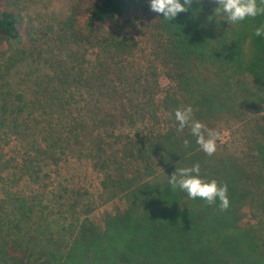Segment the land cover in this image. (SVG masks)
<instances>
[{
  "label": "trees",
  "instance_id": "16d2710c",
  "mask_svg": "<svg viewBox=\"0 0 264 264\" xmlns=\"http://www.w3.org/2000/svg\"><path fill=\"white\" fill-rule=\"evenodd\" d=\"M9 2L0 0V57L6 56L0 68L4 70L20 61L18 57L37 50ZM216 6L215 0H203L202 6L194 3L170 21L156 13L159 23H155L166 36L157 55L169 66L166 74L174 81L173 104L172 97L156 98L146 86L141 91L147 98L140 100H132L125 88L117 86H125L124 70L129 68L125 63L138 44L131 34L119 30L120 20L128 15V0H88L82 8L79 37L97 50L87 68H82L83 59L69 67L60 58L48 72L39 70L41 81L29 98L23 94L12 98L0 85V264H133L135 251L140 253L147 244L159 249L163 223L148 219L138 207L133 210L150 199L155 205L171 202L179 209L166 224H175L180 231L184 227L197 241L202 236L196 264H217L212 260L214 252L226 243L225 237L230 240L225 247L239 246L232 230L231 234L223 231L226 236L218 233L217 243L204 238L197 209L207 204L205 200L192 199L194 210L175 205L176 192L184 191L173 190L168 180L148 179L159 171L173 174L196 163L203 179H213L215 161L204 156L190 127L179 130L177 108L191 105L193 119L207 128L242 122L243 131L248 130L244 108L254 107V114L264 110V36L254 35L255 28L264 24V15L229 25L226 20L208 19ZM243 27L246 36L238 32ZM76 67L80 71L71 74ZM175 99L182 101L181 106L176 107ZM137 123L140 132L134 129ZM250 135L261 142L251 140L256 154L251 148L249 164L255 167L248 180L257 175L254 181H262L264 187V121L253 119ZM10 139L16 145L12 157L4 152ZM67 153L87 159L101 174L103 194L122 196L126 202L122 210L105 215L102 226L81 219L90 206L82 202L78 190L58 180L49 191L41 184L50 179L48 167ZM23 179L41 190L24 194L10 188H19ZM259 191L264 199V188ZM183 194L189 198L187 193L179 197ZM64 244L67 248H62ZM217 259L218 264H227ZM252 260L244 259L243 264H255ZM138 264H144L143 258Z\"/></svg>",
  "mask_w": 264,
  "mask_h": 264
},
{
  "label": "rangeland",
  "instance_id": "374dc122",
  "mask_svg": "<svg viewBox=\"0 0 264 264\" xmlns=\"http://www.w3.org/2000/svg\"><path fill=\"white\" fill-rule=\"evenodd\" d=\"M87 2L88 0H10L9 9H13L19 14L24 28H27L32 37L31 43H34L37 48L36 51H30L28 54L18 57L20 61L9 64L7 69L0 68V85L10 93L12 98H16L20 94L29 98L36 84L41 81L42 75H39V70L41 69L43 74L48 72L60 58L69 67L83 59V69L87 68L94 60L97 50L81 39L78 33L83 22L82 8ZM128 2L130 7L128 15L120 20L119 30L131 34L138 44L134 48L129 63H125L129 67L124 70V74L127 75L125 86L121 87L119 84L117 86L121 89L125 88V94L132 100L147 98L141 91L142 87L146 86L149 91L155 92L156 98L162 99L164 94L172 97L171 104H173L174 81L166 74L169 71V66L162 62L161 57L157 55V51L164 49L163 44L166 42L162 27L155 23L159 21L157 14L150 10L148 0H128ZM207 5L208 2H206ZM124 19H128L129 22L124 23ZM238 32L241 36L248 35V31L244 27ZM4 58L0 57V62L4 61ZM47 67L48 69H43ZM79 71L78 67L70 70L71 74ZM131 78L133 82L127 81ZM78 94L80 93H75L77 98ZM82 97H86L85 92ZM174 101L177 102L176 107L181 106L182 101L177 99ZM163 102L167 107L170 106L168 99ZM253 108L252 106L244 108L246 111L244 121L247 122L248 128L246 131L242 130V122H233L230 127L225 122H220L213 129L208 128L217 132L220 138L217 140L216 152L212 156H208L204 152L203 154L215 161L214 172L211 176L213 179L218 177L224 185H227L230 203L227 210L223 211L219 207L218 199L212 205L200 204L197 209L198 221H203L205 226L203 230L205 239L211 238L217 243V234L226 236L222 233L226 231L230 234L233 232L235 234L233 236L240 242L238 247H225L228 242L226 240H229V237L227 239L225 237L226 243L219 244L217 252L213 251L214 258L212 260L217 264V256L227 264H243L244 259H253L252 262L256 261L255 264H264V249L261 244L264 242L262 239L264 235V199L259 191L264 187L262 181L259 183L254 181L257 175H254L252 180H248L252 168L255 167L252 166L253 164H249L248 155L251 154V148L254 149L253 154H256V146L251 140L256 139V142H261V138H253L250 135V130L253 119H256L260 124L264 121V110L254 114ZM134 129L139 132L142 130L139 123ZM4 152L8 157L15 156L16 145L12 139L9 140ZM48 168L49 171L46 172L49 173L50 179L46 183L41 182L42 185L46 184L48 191L53 185H56L58 180L62 182L61 184L75 188L82 193V202L90 207L86 214H80L81 219L87 217L93 224L102 226L105 215L113 214L116 209L122 210L126 205L122 196L109 198L107 194L102 193L100 185L102 176L87 159L76 158L72 153H67L61 155L57 165ZM171 175L172 172L163 170L148 179L152 181L153 178L155 180L159 178L158 181H163L168 180ZM25 179L20 181L19 188L13 186L10 188L24 194H29L30 191L36 193L41 190L38 185L27 182ZM257 184L256 188L254 185ZM161 190L164 192L163 189ZM166 192L167 190H165ZM43 193H46L45 188ZM179 193L186 192H176L178 202L175 205L194 210L196 201L187 198L184 194L179 197ZM171 205H173L171 202L155 205L150 199L145 204H138L133 208L136 210L138 207L148 219L153 218L163 223L164 227L157 239L159 249H154L147 244L140 253L135 251V255L132 256L133 264H138L141 258H143L144 264H196L197 254L200 250L199 245L204 244V239L200 234L201 239L197 241V237L195 235L190 237L184 227L180 231L175 224H166L175 217L174 214L177 211L179 212L178 208ZM153 225L158 224L154 222ZM250 243L251 249L243 250ZM211 247L214 246L211 245ZM62 248H67V246L64 244ZM241 251L243 253L239 255Z\"/></svg>",
  "mask_w": 264,
  "mask_h": 264
},
{
  "label": "clouds",
  "instance_id": "9594fccd",
  "mask_svg": "<svg viewBox=\"0 0 264 264\" xmlns=\"http://www.w3.org/2000/svg\"><path fill=\"white\" fill-rule=\"evenodd\" d=\"M150 10L159 14L165 20L170 21L179 13L188 12L192 9L193 4L201 5L203 0H148ZM216 7L213 13L208 17L226 20L229 25H237L248 18H255L258 15H264V0H215ZM199 12V9H195ZM257 37L264 36V24L257 26L254 30ZM175 119L179 124V130L190 127L191 135L196 138V143L200 149L212 156L217 149V140L219 134L208 129L201 121L193 119V109L191 105L175 110ZM185 146L189 144L188 140L184 141ZM200 165L196 163L190 167H182L169 177L168 183L172 189L179 188L187 193L191 199L200 198L207 204L212 205L218 199L220 209L227 210L229 207V197L227 195V185H220L215 179L205 180L200 175Z\"/></svg>",
  "mask_w": 264,
  "mask_h": 264
}]
</instances>
